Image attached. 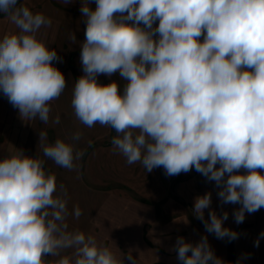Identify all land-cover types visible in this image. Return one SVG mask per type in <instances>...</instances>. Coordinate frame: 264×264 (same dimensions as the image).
I'll list each match as a JSON object with an SVG mask.
<instances>
[{
	"label": "clouds",
	"instance_id": "obj_1",
	"mask_svg": "<svg viewBox=\"0 0 264 264\" xmlns=\"http://www.w3.org/2000/svg\"><path fill=\"white\" fill-rule=\"evenodd\" d=\"M94 3L82 0L80 7L86 28L82 75L72 87L76 119L114 129L112 151L129 165L162 167L167 176L195 169L215 182L222 204L240 205L236 224L264 208V0ZM0 14L15 29L0 37V92L22 119L47 124L51 102L68 86L53 63L62 58L39 35L52 20L20 0H0ZM102 74L124 83L102 84ZM82 135L49 142L40 131L41 155L13 147L0 159V264H137L131 250L118 255L69 228V216L78 220L82 209L76 204L69 212L67 190L45 164L78 170ZM211 205L210 191L194 198L192 213L206 232L238 239L224 226L228 212L218 215ZM174 250L181 264H228L206 235L197 243L178 237Z\"/></svg>",
	"mask_w": 264,
	"mask_h": 264
},
{
	"label": "rangeland",
	"instance_id": "obj_2",
	"mask_svg": "<svg viewBox=\"0 0 264 264\" xmlns=\"http://www.w3.org/2000/svg\"><path fill=\"white\" fill-rule=\"evenodd\" d=\"M20 2L33 12H42L51 18V26L42 27L39 35L62 58V62L53 63L64 74L68 86L51 102L47 124L39 119H22L0 92V159L13 147L23 149L27 155H41L40 131H46L49 142H54L58 137L67 140L79 130L83 135L76 146L85 149V154L77 162L78 170L69 171L51 160L45 164L46 169L56 174L57 184L67 190L69 212L76 204L82 209L78 220L69 216L70 229L78 228L94 235L118 255L131 250L137 264H181L174 250L176 239L182 236L186 242L197 243L206 235L215 254L227 262V239H217L207 233L204 224L192 213L194 198L210 191L211 208L218 215L224 211L229 214L224 226L231 229L242 226L239 238L234 240V264L238 259L241 264H264V237L260 238L259 247L254 246V241L264 232V208L246 213L244 222L236 224L232 214L240 205L222 204L215 182L207 181L195 169L167 176L162 167L146 172L140 163L129 165L122 155L112 151L114 129L99 123L88 128L76 119L71 99L73 84L82 75L80 45L85 40L86 28L80 12L82 0H72L67 5L62 0ZM89 5L94 8V0H89ZM13 30L14 25L7 16L0 14V37ZM72 33L75 42L70 40ZM112 80L121 86L124 83L118 74L98 77L102 84ZM56 115L60 117L58 124L52 122ZM207 218L208 210H205Z\"/></svg>",
	"mask_w": 264,
	"mask_h": 264
},
{
	"label": "water",
	"instance_id": "obj_3",
	"mask_svg": "<svg viewBox=\"0 0 264 264\" xmlns=\"http://www.w3.org/2000/svg\"><path fill=\"white\" fill-rule=\"evenodd\" d=\"M242 229V226H238L233 230L239 232ZM226 249H227V262L228 264H234L235 262V253H234V241L229 242L226 240Z\"/></svg>",
	"mask_w": 264,
	"mask_h": 264
}]
</instances>
